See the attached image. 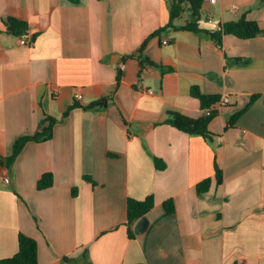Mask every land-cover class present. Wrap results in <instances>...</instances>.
Segmentation results:
<instances>
[{"label": "crops", "instance_id": "crops-1", "mask_svg": "<svg viewBox=\"0 0 264 264\" xmlns=\"http://www.w3.org/2000/svg\"><path fill=\"white\" fill-rule=\"evenodd\" d=\"M169 5L0 0V156L46 117L78 105L53 125L51 139L29 141L11 166L0 164V260L16 253L23 234L36 242L37 264H74L64 257L76 264H264V37L226 34L218 47L203 33L177 29L188 13L166 26ZM241 15L264 30V0H203L208 29L216 27L206 17L221 25ZM9 17L26 23L28 44L4 29ZM145 40L141 56L152 64L123 59ZM193 86L228 98L208 124L210 141L163 123L168 111L202 114ZM102 97L109 98L104 108H82ZM44 173L52 184L37 189ZM206 178L210 186L198 195L195 185ZM148 195L147 226L129 238L127 199ZM167 200L172 213L163 208Z\"/></svg>", "mask_w": 264, "mask_h": 264}, {"label": "trees", "instance_id": "trees-1", "mask_svg": "<svg viewBox=\"0 0 264 264\" xmlns=\"http://www.w3.org/2000/svg\"><path fill=\"white\" fill-rule=\"evenodd\" d=\"M72 4L78 3V0H66ZM202 3L203 0H170L169 5V21L166 26H170L171 22L174 19L179 18L183 13H188L187 21L177 29L194 32L197 34L203 33L218 47L222 45V38L226 34H230L239 39H248V38H256V37H264V30L261 29L256 21L246 19L245 15H241L236 20H230L225 23L219 24L216 28L208 29L204 26H201L202 19ZM4 29L15 35L22 37L24 32L27 30V25L24 21L16 18L9 17L5 21H3ZM165 27H161L158 30L154 31L149 38L163 31ZM147 40H145L138 51L134 54H128L123 57L132 58L135 57L139 61V65L143 68L146 65L152 64L146 58H142L141 51L144 49ZM121 76V72L117 71L116 78L119 80ZM190 94L197 98L200 103V107L202 109V114L198 117H190L186 116L182 113L176 111H168L167 116L163 123L168 124L177 130L186 133L188 135H197L202 138L210 141L212 139V134L208 129V124L210 120L217 114L219 109H213L210 112V115H206L204 113L205 109L215 108V105L218 104L220 97L218 95H209L203 94L200 89L196 86H193L190 90ZM257 95H252L241 110L233 113L229 120L228 124L234 123V121L244 112V110L255 100ZM109 101L108 97H102L97 100L90 102L89 104L83 106L82 108L85 110H96L99 108H104ZM78 106L76 103L71 104L61 115L59 119L53 117H46L47 123L42 125V127L35 131L33 134L23 135L18 137L12 144V149L10 155L6 157L0 156V164L5 165L7 167L11 166L16 158V156L20 153L23 146L29 142H44L52 137V127L53 125L65 118L70 110ZM222 106V105H221ZM220 106V107H221ZM153 161L155 167L157 169H163L164 163L161 159L153 157ZM214 177L217 184H220L222 181V171L215 166L214 169ZM88 181L95 184L90 178L86 177ZM52 184V175L50 173H44L40 176V178L36 182L37 189H44ZM210 186V179L206 178L195 185L196 193L202 194L208 190ZM154 205V199L151 195L146 196L143 200H134L127 199L126 202V225L128 230V237L133 238L134 234L131 230V225L134 223L136 219H138L141 215L147 213ZM163 208L166 212L172 213L174 210V206L171 200H167L163 202ZM63 262H72L76 264L74 258L64 257L62 258ZM0 264H37V246L34 239L25 236L23 234L18 235V249L14 255L8 257L6 259L0 260ZM237 264V263H236Z\"/></svg>", "mask_w": 264, "mask_h": 264}, {"label": "built area", "instance_id": "built-area-1", "mask_svg": "<svg viewBox=\"0 0 264 264\" xmlns=\"http://www.w3.org/2000/svg\"><path fill=\"white\" fill-rule=\"evenodd\" d=\"M209 2H214L215 0H208ZM205 21L212 24L213 27H217L218 24L216 22H213L212 19H210L209 17H206L205 18ZM168 42V39H163L161 41L162 44H166ZM19 43L22 44V45H26L28 44V42L24 39V38H20L19 39ZM81 98V95L79 93H75V99L76 100H79ZM228 102V98L226 96H221L220 99H219V102L218 104L215 105V108H208V109H205L204 110V113L206 115H210V112L213 111V109H220V106L223 105V104H226ZM3 181L5 183H8L9 182V179L8 178H4Z\"/></svg>", "mask_w": 264, "mask_h": 264}, {"label": "water", "instance_id": "water-1", "mask_svg": "<svg viewBox=\"0 0 264 264\" xmlns=\"http://www.w3.org/2000/svg\"><path fill=\"white\" fill-rule=\"evenodd\" d=\"M42 123H44L43 120L41 121V124ZM146 226H147L146 217L144 215H141L134 223L132 227V231L134 234H140L141 232L145 230Z\"/></svg>", "mask_w": 264, "mask_h": 264}, {"label": "rangeland", "instance_id": "rangeland-1", "mask_svg": "<svg viewBox=\"0 0 264 264\" xmlns=\"http://www.w3.org/2000/svg\"><path fill=\"white\" fill-rule=\"evenodd\" d=\"M201 26H206L205 22L204 21H201Z\"/></svg>", "mask_w": 264, "mask_h": 264}]
</instances>
